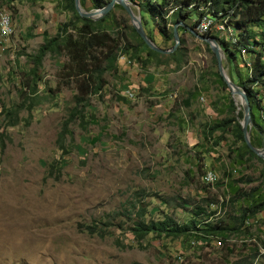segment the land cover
Masks as SVG:
<instances>
[{
	"label": "rangeland",
	"instance_id": "1",
	"mask_svg": "<svg viewBox=\"0 0 264 264\" xmlns=\"http://www.w3.org/2000/svg\"><path fill=\"white\" fill-rule=\"evenodd\" d=\"M65 7L66 0H0L14 24L0 47V264H264V211L245 223L247 233L226 240L148 235L138 247L128 225L110 227L103 239L84 231L92 221L115 224L120 219L107 216L138 203L147 221L183 222L196 206L222 215L226 184L236 181L244 191L261 186L262 165L255 159L237 165L232 151L239 144L227 132L204 138L208 125L237 116L239 99L218 77L209 47L186 30L178 31V56L147 58L126 13L112 9L101 27L120 43L115 69L106 68L103 88L87 96L70 78L65 52L48 53L38 66L46 38L80 27ZM82 9L96 10L89 0ZM194 22L193 16L185 24ZM143 28L158 48L173 47V38L151 23ZM247 62V54L236 56L241 75ZM222 65L236 84L234 63L229 68L224 55ZM230 100L234 112L227 110ZM75 108L84 124H69L66 165L54 181L48 168L62 154L58 136ZM4 110H18L16 126H7ZM181 201L190 206L181 208Z\"/></svg>",
	"mask_w": 264,
	"mask_h": 264
},
{
	"label": "trees",
	"instance_id": "2",
	"mask_svg": "<svg viewBox=\"0 0 264 264\" xmlns=\"http://www.w3.org/2000/svg\"><path fill=\"white\" fill-rule=\"evenodd\" d=\"M89 1L91 7L96 10L105 7L110 2V0ZM127 1L132 6L137 7L143 25L151 23L152 27L166 40L173 38V26L175 24L186 25V21L193 16L195 17V22L191 25L193 29L201 23L203 18H209L214 23L222 22L223 19L227 18V25L232 28L236 42L232 43L218 36L214 37L228 64L230 65L231 61L234 63L237 74L235 83L248 98L251 107V126L249 127L251 144L257 149L264 148V0ZM80 5L83 7V0H80ZM65 8L73 13L76 22L80 23V27H73L74 34L69 33L64 36L60 33L53 39L46 38L44 44L38 49L36 62L39 66L41 60L48 53L60 54L65 52L68 55L70 78L77 84L79 93L83 92L84 96H87L103 88L105 85L103 74L106 68L115 69L114 64L117 58L114 52L117 51L120 43L108 31L102 29L101 24L107 19L106 16L97 21L81 18L75 10L74 0H66ZM114 8L123 10L118 5H115ZM132 30L135 33L134 29ZM177 30L184 31L185 29L184 26L179 25ZM65 33L66 31L62 32V34ZM148 37L153 41L151 35L148 34ZM141 45L145 48L147 58L156 56V53L151 51L142 41ZM180 45H185V42L181 39ZM241 50H244L251 60L246 75H241L235 65L236 56L242 57ZM179 53L180 50L178 49L171 54V57L175 58ZM102 62L106 64L104 68L101 67ZM217 75L221 79L219 74ZM230 78H232L231 75ZM188 104V102H185L186 106ZM228 109L233 112L236 111L232 100L229 101ZM18 114V110H4L3 115L8 127H14L18 124ZM242 116L243 113L240 110L237 116L234 115L208 125L204 135V138L209 139L213 133L218 131L229 133L234 143L239 144L232 151L237 165L243 166L251 159L257 160L262 165L261 186L244 191L236 185V181H229L226 184L228 198L222 202L223 209H226L222 215L213 217L217 214L216 210L212 211L205 209L203 206H196L192 207L189 218L183 222H177L171 217L147 221L146 212L138 203V205L131 207V211L125 209L121 213L107 216L108 218L120 219L115 224H112L111 221H92L90 225L84 226V231L90 236L103 239L111 235L110 227H116L124 231L125 226L128 225L127 230L138 247H142V242L148 235H154L158 238H181L187 241L191 239L197 242L205 237L226 240L229 235L240 233L242 229L247 233L249 229L244 227L245 223L264 211V161L256 157L244 142L240 126ZM83 118L75 108L62 127L57 140L58 148L62 151V154L48 168V176L54 181H59L62 175L61 171L66 165L65 157L69 152L64 147V141L66 136H71L68 126L76 120H79L80 125L84 124ZM221 140L223 139H217L213 146H217ZM95 141L93 140V142ZM0 147L1 150L5 147L2 141ZM228 177H231V175ZM243 181L242 179L239 180V182ZM162 202L166 204L165 200H162ZM211 204L213 202H209L206 206L209 207ZM189 206L190 204L187 202L181 201L180 203L181 208Z\"/></svg>",
	"mask_w": 264,
	"mask_h": 264
},
{
	"label": "water",
	"instance_id": "3",
	"mask_svg": "<svg viewBox=\"0 0 264 264\" xmlns=\"http://www.w3.org/2000/svg\"><path fill=\"white\" fill-rule=\"evenodd\" d=\"M115 5L120 6L123 11L128 16L131 26L133 27L135 33L138 35V37L141 39V41L153 52L161 55H169L173 53L177 47L179 46V35L177 27L179 25L184 26V29L193 37L200 40L201 42L205 43L210 51L212 52L217 66V72L225 85L227 86V89L230 93V95L235 98L237 97L239 99V106L238 111L240 109L242 110L243 116L242 120L240 122L241 131L243 135L244 142L246 146L249 148V150L259 159L264 161V148L257 149L254 146H252L249 136V127L251 126V107L248 101L247 96L243 92L242 89H240L236 84L231 82L228 77L226 76L222 60L224 58V53L222 49L220 48L217 40L213 36H202L195 32V30L187 25H183L181 23L175 24L173 26V41L174 45L169 50H163L161 48H158L155 43L146 35L143 25L140 20L139 11H138V17L134 15V12L132 10V5L127 0H110V2L103 8L92 10V11H84L80 5V0H74V7L77 12V14L81 18L90 19L93 21H97L103 17H105L113 8Z\"/></svg>",
	"mask_w": 264,
	"mask_h": 264
},
{
	"label": "built area",
	"instance_id": "4",
	"mask_svg": "<svg viewBox=\"0 0 264 264\" xmlns=\"http://www.w3.org/2000/svg\"><path fill=\"white\" fill-rule=\"evenodd\" d=\"M203 19L201 23L194 28L196 33L202 36H218L219 38H222L226 41H231L232 43L236 42L232 28L227 25V18L223 19L220 24L214 23L209 18ZM13 35V18L7 10L0 9V47L3 45V43L12 38ZM241 54L245 55V51L241 50ZM245 66L249 68L250 64L247 63ZM206 179L209 183H212L215 179L214 174L212 172H208Z\"/></svg>",
	"mask_w": 264,
	"mask_h": 264
},
{
	"label": "crops",
	"instance_id": "5",
	"mask_svg": "<svg viewBox=\"0 0 264 264\" xmlns=\"http://www.w3.org/2000/svg\"><path fill=\"white\" fill-rule=\"evenodd\" d=\"M229 65V64H228ZM229 68H230V65H229Z\"/></svg>",
	"mask_w": 264,
	"mask_h": 264
},
{
	"label": "bare ground",
	"instance_id": "6",
	"mask_svg": "<svg viewBox=\"0 0 264 264\" xmlns=\"http://www.w3.org/2000/svg\"><path fill=\"white\" fill-rule=\"evenodd\" d=\"M237 100V99H236Z\"/></svg>",
	"mask_w": 264,
	"mask_h": 264
}]
</instances>
